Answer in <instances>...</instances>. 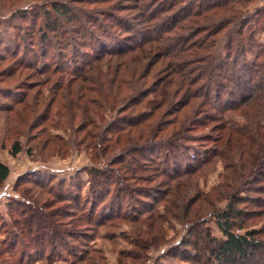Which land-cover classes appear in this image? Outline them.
<instances>
[{
    "label": "trees",
    "instance_id": "16d2710c",
    "mask_svg": "<svg viewBox=\"0 0 264 264\" xmlns=\"http://www.w3.org/2000/svg\"><path fill=\"white\" fill-rule=\"evenodd\" d=\"M259 1L38 0L17 8L34 22L29 37L38 40L30 45L45 57L57 52L58 62L37 70L42 82L52 80L58 116L67 118L50 127L67 133L76 126L71 144L104 165L89 170L85 194L82 183L51 184L36 173L19 178L17 187L38 191L27 187L31 197L13 202L16 216L0 223V264L16 252L18 264L54 254L57 260L56 250L98 264L91 242L102 230L116 238L121 224L130 226L120 238L133 248L118 264H143L148 251L166 243L173 221L189 229L162 256L165 264H264ZM17 37L20 43L28 36ZM51 138L62 146V138ZM20 151L15 142L13 155ZM219 165V184L205 192L201 181ZM9 176L0 162V184Z\"/></svg>",
    "mask_w": 264,
    "mask_h": 264
},
{
    "label": "rangeland",
    "instance_id": "374dc122",
    "mask_svg": "<svg viewBox=\"0 0 264 264\" xmlns=\"http://www.w3.org/2000/svg\"><path fill=\"white\" fill-rule=\"evenodd\" d=\"M36 1L38 0H0V162L10 169L9 178L0 184V223H9L16 216L14 210L19 206L14 204L17 208L11 209L13 202L21 203L22 198L28 200L31 197L25 193L27 187H31L35 192L38 191L37 187L32 185L20 184L17 187V181L25 174L43 175L49 179L48 183L51 182V184L82 183L84 186L82 193L85 194L89 188V170L104 165L98 159L94 160L91 150H87L85 146L71 144L73 130L76 126L67 133L50 127L58 124V120L61 125H64L67 118L58 116V110L61 107L60 99L53 96L52 80L50 83L42 82L45 77L38 75L37 70L41 69L44 63L58 62L57 52L54 51V54L45 57L40 54L38 47L31 46L33 41L38 40L29 37L34 22L31 19L20 17L18 14L20 10L17 11V8L35 6ZM263 6L264 0H260L253 8ZM263 13L262 10L261 14ZM39 25L40 21L36 27ZM18 35L28 37L26 41L22 39V42L18 43ZM257 39L259 45L264 47V32L259 33ZM223 47L224 39L220 41L218 51H223ZM35 52L39 53L37 58L34 57ZM28 59L30 63L25 65L20 63L21 60L27 61ZM21 90L25 92H20ZM231 122L238 127L245 124L241 119H233ZM77 123L78 121L75 125ZM208 130L209 128H205L199 133H207ZM51 136L62 138L63 141L59 142L62 146L59 147L53 143L54 139H49ZM74 137L76 138V135ZM78 137L81 138L82 134ZM15 142H19L21 147L17 155H13L12 152ZM223 172V165H219L205 181H201V188L205 192L212 190L219 184L220 175ZM44 197L46 198L47 195L45 194ZM125 210L132 211L130 207H126ZM172 223L174 229L165 228L166 243L148 251L144 255L143 264H156V262L165 264L162 256L168 249L176 246L187 233L189 227L180 225L176 221ZM4 225V223L0 224V239L3 237ZM259 225H264V220L260 221ZM206 226L211 228L216 236H219L213 219H209ZM108 231L113 230L109 228ZM130 231L129 225L121 224L120 230L114 232L116 238L106 235L104 230L100 232L99 236L91 242L92 248L97 251L94 256L100 257L98 264H118L121 254L132 250L133 247L120 238L121 235L128 234ZM58 251L60 250H56L55 253L59 259L56 260L54 254L34 264H86L75 262L78 261L75 257L66 258V255H60ZM15 255L12 258L9 255L4 256L5 264H18L19 254L16 252ZM0 262L3 263V259L0 258Z\"/></svg>",
    "mask_w": 264,
    "mask_h": 264
}]
</instances>
